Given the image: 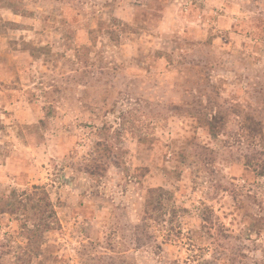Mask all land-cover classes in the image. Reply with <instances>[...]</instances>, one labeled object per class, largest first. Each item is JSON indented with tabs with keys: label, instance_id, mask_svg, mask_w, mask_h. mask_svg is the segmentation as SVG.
I'll list each match as a JSON object with an SVG mask.
<instances>
[{
	"label": "rangeland",
	"instance_id": "374dc122",
	"mask_svg": "<svg viewBox=\"0 0 264 264\" xmlns=\"http://www.w3.org/2000/svg\"><path fill=\"white\" fill-rule=\"evenodd\" d=\"M262 171L264 0H0V264H264Z\"/></svg>",
	"mask_w": 264,
	"mask_h": 264
},
{
	"label": "trees",
	"instance_id": "16d2710c",
	"mask_svg": "<svg viewBox=\"0 0 264 264\" xmlns=\"http://www.w3.org/2000/svg\"><path fill=\"white\" fill-rule=\"evenodd\" d=\"M88 173L94 175L89 170ZM263 174L264 171L260 173V175ZM170 196V193L163 188L148 189L145 200V215H153L160 222L164 220V211L172 212V218L175 217L177 213L175 208L167 209L168 202L171 200ZM3 205L4 207L0 213H9L11 215L21 213L26 217V222H32L31 227L25 225L27 240L52 231L59 225L54 206L43 187L32 186L30 191L22 192L12 190Z\"/></svg>",
	"mask_w": 264,
	"mask_h": 264
}]
</instances>
